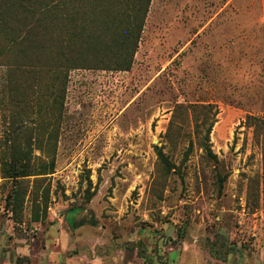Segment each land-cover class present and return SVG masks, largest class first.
<instances>
[{
  "label": "rangeland",
  "instance_id": "374dc122",
  "mask_svg": "<svg viewBox=\"0 0 264 264\" xmlns=\"http://www.w3.org/2000/svg\"><path fill=\"white\" fill-rule=\"evenodd\" d=\"M145 2L86 0L101 16L70 22L83 35L70 57L86 67L44 78L64 90L44 120L56 171L31 177L18 217L0 174V264H264V124L247 120L264 117V0H151L118 70ZM209 103L217 160L195 132ZM48 187L38 220L31 193Z\"/></svg>",
  "mask_w": 264,
  "mask_h": 264
},
{
  "label": "trees",
  "instance_id": "16d2710c",
  "mask_svg": "<svg viewBox=\"0 0 264 264\" xmlns=\"http://www.w3.org/2000/svg\"><path fill=\"white\" fill-rule=\"evenodd\" d=\"M150 3L151 0H146L136 14L135 24L127 26L124 37L118 42L117 53L121 54L123 49L132 56L131 60L121 62L118 70H128L132 66ZM88 9L86 0H0V174L13 180L8 206L15 217L23 208L29 192L26 184L31 177H35L33 183L38 186L56 171L58 138L53 139L51 126L44 120L51 102H54V109L63 104L64 90L59 87L58 92L54 85L45 84L44 78L86 67L83 59L70 57V52L80 51L82 43L78 41L83 42V35L70 22L87 24L83 12L86 14ZM90 10L88 13L101 16L100 7ZM84 29L90 28L84 26ZM95 61L91 60L95 68L97 65L106 69ZM213 105H203L207 109L205 118L197 120L195 132L206 155L217 160L210 137L218 115ZM247 120L256 127L264 124V117L252 114ZM157 150L163 170H174L169 157L161 148ZM224 179L219 174L221 185ZM49 194V187L31 193L38 220L41 208L48 207ZM24 260L18 258L17 264H24Z\"/></svg>",
  "mask_w": 264,
  "mask_h": 264
}]
</instances>
